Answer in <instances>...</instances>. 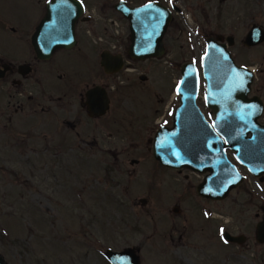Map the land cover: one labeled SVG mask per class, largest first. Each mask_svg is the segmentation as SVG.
I'll use <instances>...</instances> for the list:
<instances>
[{
    "label": "rangeland",
    "instance_id": "374dc122",
    "mask_svg": "<svg viewBox=\"0 0 264 264\" xmlns=\"http://www.w3.org/2000/svg\"><path fill=\"white\" fill-rule=\"evenodd\" d=\"M46 1L40 0L36 19L44 15ZM117 1L87 0L85 13L91 21L76 27L83 39L78 45L93 49L94 61L104 48L94 40L102 35L117 40L115 53L125 62L118 75L106 77L108 84L119 87L110 109L85 132L99 147L78 148L74 135V148L61 160L51 148L54 134L46 123L43 131L52 138L45 150L44 142H22L31 127L6 128L0 119V255L6 264H111L107 249L132 247L139 264H264V243L255 240V224L263 216L264 181L247 175L224 199L211 202L196 192L200 173L165 168L151 151L155 131L171 125L179 103L175 88L180 67L190 61L200 72L209 33L232 36L228 48L235 62L260 65L254 83L264 84V43L243 44L252 24L264 28V0H124L132 6L157 1L172 12L164 53L144 60L127 55L128 23L111 6ZM4 2L16 8L20 4ZM32 3L27 0L29 8L22 13L32 14ZM4 14L0 41L16 23ZM108 18L120 24L117 38L112 32L116 22ZM28 19L21 22L30 30ZM258 95L264 100V88ZM197 102L207 112L203 83ZM228 156L237 163L232 152ZM225 230L246 239L228 242L222 237Z\"/></svg>",
    "mask_w": 264,
    "mask_h": 264
},
{
    "label": "water",
    "instance_id": "95a60500",
    "mask_svg": "<svg viewBox=\"0 0 264 264\" xmlns=\"http://www.w3.org/2000/svg\"><path fill=\"white\" fill-rule=\"evenodd\" d=\"M128 21L129 46L127 55L135 60L160 57L164 51L163 36L172 18L171 10L157 1H147L132 6L124 0L113 5ZM80 0H49L45 16L32 36L37 55L47 58L56 47L76 44L74 22L82 14ZM264 42V28L252 24L243 44L257 45ZM205 53L199 69L194 62H184L180 67V79L176 86L179 103L172 113V125H161L151 141L153 158L169 168H188L204 174L196 185L198 194L212 199L224 198L243 181V174L227 154L234 155L236 162L252 176L264 181V123L258 118L264 108L262 99L250 97L254 79L253 67L236 64L228 46L232 36L225 41L221 35L205 40ZM100 64L107 73L122 69L124 58L120 53L103 49ZM4 70H0V76ZM141 79H145L141 75ZM204 84V104L213 111L208 120L200 108L197 97L200 84ZM97 88L87 92L92 114L102 115L109 108V98L103 89L101 100L96 101ZM94 99V100H93ZM137 162L132 159L131 163ZM145 203V199L140 200ZM262 219L255 225V240L264 243V204ZM223 237L243 243V234L224 231ZM111 264H139V257L132 247L119 251L107 249ZM0 264H6L0 255Z\"/></svg>",
    "mask_w": 264,
    "mask_h": 264
},
{
    "label": "flooded vegetation",
    "instance_id": "af4514ba",
    "mask_svg": "<svg viewBox=\"0 0 264 264\" xmlns=\"http://www.w3.org/2000/svg\"><path fill=\"white\" fill-rule=\"evenodd\" d=\"M4 1L0 0V14L3 16L5 15L4 12L8 13V17L16 23L9 27V36L5 33L0 41V70H4L0 76V119L4 121L3 127L13 126L16 128L19 126V128L24 129L27 126L31 127L35 134L30 129L27 130L25 132L26 136L21 137L23 139L22 142L32 139L38 141L40 145L44 142L45 150L48 148L49 140L54 136V139H51V148L58 151L56 156L60 155L61 160L74 148V135L78 138V148H82L83 144L86 148L92 146L98 148L99 143H97V140L91 141V137L85 132L87 130L89 132L92 120L96 122V119L105 115L110 109L112 98L117 96L116 93L118 94L119 87L108 84L106 77L118 75L125 68V62L119 71L111 74L107 73L100 64V58L98 61L93 60V49L87 50L85 44L78 45L79 41L83 39L77 37V25L85 24L91 21L92 18V16L85 13L88 5L87 0H80L83 12L74 22L76 44L68 47H56L47 58L39 57L32 44V36L45 16L47 1L44 4V15L37 19L36 14L41 10L40 0H38L39 3L30 0L33 2L30 9L33 11L32 14L22 13V9L29 8L27 0H20L18 8H16V4L14 6ZM113 5L111 6L114 9ZM116 13L119 12L116 11ZM34 15L35 18L33 19ZM120 15L121 13H119L120 20L125 19L128 23L127 19ZM27 16L32 23V29L30 30L27 29V25L24 26L21 22V18L24 19ZM0 20H2L1 16ZM26 22L27 19L25 20ZM119 31H121L120 28ZM11 33L14 35L11 36ZM217 35L222 34L213 35V33H209L207 36L215 37ZM8 38L9 40L7 41ZM11 38H14V40ZM223 41H225L224 37ZM244 66L253 67L254 70L260 68L258 64L251 66L248 63ZM256 77V72H254V79L248 94L250 97L254 95L260 96L258 93L264 88V84L258 83L255 85ZM94 87L97 88V92L94 93V99L97 102L101 100L100 92L103 89L109 98V108L102 115L92 114L90 110L91 103L87 92ZM262 101L264 103L263 99ZM203 113L208 120L213 118L212 110L207 109V112L203 111ZM263 114L264 108L262 116ZM42 122L43 126L46 123V128H49L54 134L50 139L49 135L43 131L45 127L42 126ZM169 169L181 170V168ZM203 176L204 174L200 175V180H202ZM198 195L211 200V202L219 200ZM175 209L180 211V207H175L172 210ZM223 239L226 240L224 237Z\"/></svg>",
    "mask_w": 264,
    "mask_h": 264
},
{
    "label": "built area",
    "instance_id": "2783aa9c",
    "mask_svg": "<svg viewBox=\"0 0 264 264\" xmlns=\"http://www.w3.org/2000/svg\"><path fill=\"white\" fill-rule=\"evenodd\" d=\"M115 21L114 19H108V21ZM116 22V21H115ZM114 22V23H115ZM112 29V28H111ZM112 32H113V34H115V35H118L119 33H120V31H119V27H118V25H117V23L114 25V29H112ZM95 41H99V42H103V43H105L110 49H115L116 48V43H114L115 41H109V40H105V39H103L102 38V36H98L97 37V40H95ZM262 120L264 121V117L262 118Z\"/></svg>",
    "mask_w": 264,
    "mask_h": 264
},
{
    "label": "bare ground",
    "instance_id": "6f19581e",
    "mask_svg": "<svg viewBox=\"0 0 264 264\" xmlns=\"http://www.w3.org/2000/svg\"><path fill=\"white\" fill-rule=\"evenodd\" d=\"M108 19H110V18H108ZM110 21V20H109ZM116 21V23L118 22L117 20H115ZM115 21H113V22H115ZM119 23V22H118ZM117 23V25H118V27L120 28V24H118ZM120 30H121V28H120ZM129 30V29H128ZM120 32H122V31H120Z\"/></svg>",
    "mask_w": 264,
    "mask_h": 264
}]
</instances>
